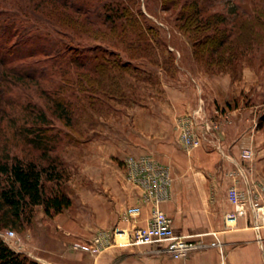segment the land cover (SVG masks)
Wrapping results in <instances>:
<instances>
[{
    "label": "rangeland",
    "instance_id": "rangeland-1",
    "mask_svg": "<svg viewBox=\"0 0 264 264\" xmlns=\"http://www.w3.org/2000/svg\"><path fill=\"white\" fill-rule=\"evenodd\" d=\"M125 1L144 23L140 38L101 24L76 31L62 27L40 9L27 8V0L0 4L8 10L0 15V52L6 60L0 62V160L17 155L56 165L63 178L59 184L46 181V191L60 187L71 194L74 210L83 170L122 172L132 153L145 155V105L153 110L157 103L172 105L174 90L190 95L198 74L227 75L231 107L256 106L264 119V0L204 1L212 28L233 31L245 24L236 49H222L214 65L207 64L208 53L195 54L194 41L177 26L178 8L165 11L162 0ZM195 89L205 105L202 91ZM165 121L169 126L171 120ZM183 148L175 145L172 151ZM178 162V168L185 166ZM47 216L42 205L35 206L22 228L0 227L19 233L2 240L48 264L35 244ZM77 243L72 247L79 248Z\"/></svg>",
    "mask_w": 264,
    "mask_h": 264
},
{
    "label": "crops",
    "instance_id": "crops-1",
    "mask_svg": "<svg viewBox=\"0 0 264 264\" xmlns=\"http://www.w3.org/2000/svg\"><path fill=\"white\" fill-rule=\"evenodd\" d=\"M207 75L193 78L190 95L174 90L172 105L157 103L154 110L145 105V155L167 165L173 177L171 198L162 207L172 216L176 234L196 240L200 246L186 257L175 258L164 241H133L132 229L149 223L153 200H143L140 189L126 181L123 170L98 173L85 168L78 183L76 211L70 207L47 216L43 230L36 233L35 244L48 264H218L223 260L226 264H264V119L259 120L261 110L256 106L231 107L227 75ZM195 86L205 102L196 117L200 120L207 115L218 131L198 147L175 152V145L183 148L182 130L192 129V113L198 105ZM245 150L252 151L251 160L244 157ZM178 161L185 166L178 168ZM249 184L260 207L258 228L248 207L236 221L227 219L236 209L228 199L229 188L235 185L245 190ZM134 204H141V214L125 221L122 212ZM117 225L126 232L114 235L110 245L94 241ZM214 233L220 237L221 247L212 245ZM76 241L86 248L72 247Z\"/></svg>",
    "mask_w": 264,
    "mask_h": 264
},
{
    "label": "trees",
    "instance_id": "trees-1",
    "mask_svg": "<svg viewBox=\"0 0 264 264\" xmlns=\"http://www.w3.org/2000/svg\"><path fill=\"white\" fill-rule=\"evenodd\" d=\"M204 1L162 0L165 11L179 9L176 17L177 26L194 41L195 54L198 56L200 52L208 53L212 61L207 64L214 65L216 62L213 57L222 49L226 48L229 51L236 49V39L240 40L245 24L239 23L233 31L221 29L219 26L212 28L211 15L208 14V5ZM6 2L0 0V4ZM27 2L29 3L27 8H31L32 11L40 9L42 16H47L50 21L53 20L60 26L74 31L92 29L101 24V28L105 26L111 31L118 29L123 33L132 31L139 38L143 32L144 23L140 20L138 11H134L125 0H109L102 4H97L94 0H27ZM7 11L0 9V15L8 14ZM1 54L0 52V62L4 64L5 59ZM228 64H232V60ZM104 65L100 67L97 65V69L102 70ZM62 178V170L54 164L40 165L32 159L25 160L17 155L4 161L0 160V227L22 228L25 221H30L37 205H42L49 216L71 207L73 200L62 188L58 187L51 193L46 191V181H56L59 184ZM0 264L39 263L25 254L15 252L0 239Z\"/></svg>",
    "mask_w": 264,
    "mask_h": 264
},
{
    "label": "built area",
    "instance_id": "built-area-1",
    "mask_svg": "<svg viewBox=\"0 0 264 264\" xmlns=\"http://www.w3.org/2000/svg\"><path fill=\"white\" fill-rule=\"evenodd\" d=\"M202 112L203 105L198 102L192 113V129L184 128L180 134L181 142L188 149L200 146L204 140L209 138L211 133L215 134L218 131L214 122L207 115H203L198 120ZM244 157L251 160L252 151L245 150ZM124 171L126 181L140 189L143 200H153L154 202L148 225L135 226L130 234L132 240L144 244L164 241L167 243L166 250L175 258L186 257L191 251L197 249L200 246L199 242L187 236L176 234L172 216L162 207V203L169 200L172 195L173 177L170 168L159 163L150 155H130L125 159ZM228 199L236 206L234 212L227 214L228 221H236L238 216L248 207L254 214V227H259L260 207L250 184L245 190H240L235 185L231 186L228 191ZM141 211V204L129 205L124 209L121 217L125 221H130L139 216ZM125 232L126 229L117 225L112 231L101 233L94 241L99 244L105 243L108 246L114 235ZM214 235L215 240L212 245L221 247L220 237L217 233ZM18 237L19 233L13 228L0 229V239ZM11 246L14 248V245ZM77 246L86 248V245L81 243H77ZM218 264L226 263L223 260Z\"/></svg>",
    "mask_w": 264,
    "mask_h": 264
}]
</instances>
